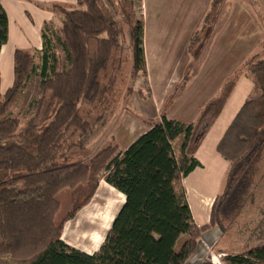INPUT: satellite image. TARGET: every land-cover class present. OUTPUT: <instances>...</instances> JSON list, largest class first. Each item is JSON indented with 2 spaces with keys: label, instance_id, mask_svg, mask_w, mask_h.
Returning <instances> with one entry per match:
<instances>
[{
  "label": "trees",
  "instance_id": "16d2710c",
  "mask_svg": "<svg viewBox=\"0 0 264 264\" xmlns=\"http://www.w3.org/2000/svg\"><path fill=\"white\" fill-rule=\"evenodd\" d=\"M136 3L77 0L75 7L61 8L59 29L49 24L42 29L40 64L35 55L15 49L13 83L5 92L0 75V264H185L202 231L217 226L225 232L253 195V177L264 156V58L259 54L245 59L243 71L233 73L195 122L185 124L162 112L160 119H143L147 130L124 150L108 145L87 162H61L81 147L77 139L112 102L126 61L125 25L130 79L147 75L145 22ZM7 41L8 17L0 3V51ZM35 73L38 87L27 111L13 114ZM244 74L253 89L217 146L229 162L224 187L210 224L197 227L181 181L201 166L195 153ZM101 178L125 201L99 249L88 254L66 244L62 234L65 223L89 204ZM64 190L70 191L72 206L58 223L57 195ZM224 261L264 264V242Z\"/></svg>",
  "mask_w": 264,
  "mask_h": 264
},
{
  "label": "rangeland",
  "instance_id": "374dc122",
  "mask_svg": "<svg viewBox=\"0 0 264 264\" xmlns=\"http://www.w3.org/2000/svg\"><path fill=\"white\" fill-rule=\"evenodd\" d=\"M223 1L137 0V12L143 15L145 22L143 50L147 75L140 73L135 79H130L132 60L125 25L123 45L126 61L112 102L92 121L90 132L77 139L81 147L73 149L61 162H87L108 145L124 150L147 129L143 119H160L162 112L185 124L195 122L205 106L219 95L233 73L237 69L243 71L242 64L247 57L255 53L264 58V40H243L247 33H240V21L232 23L230 29H227ZM243 1L247 3L249 0ZM254 1L260 3V0H250L252 6H255ZM254 21L256 20L253 19L252 22ZM59 27L60 23H57L55 28L58 30ZM26 51L36 55L33 49ZM2 66L5 67V90L11 85L13 78L10 55H6ZM38 82V73H35L14 105L13 114L23 115L27 111L28 104L37 91ZM13 175L15 173L9 172V176ZM101 184H107L103 178L89 204L78 211L75 219L65 223V227L70 230L63 239L71 247L80 249L91 241L85 239L92 236L89 234L90 225L83 220L84 217H79L86 208L97 203ZM252 186L253 195L248 196L243 214L226 224V233L234 246L239 248H252L264 242V157L257 166ZM112 191V197L109 193L105 194V198L109 197L107 203L114 202L121 208L123 196L114 188ZM57 199L60 209L56 221L59 223L71 210L70 191L60 192ZM105 203L106 199L101 200L99 205L103 206ZM118 211L119 209L115 216ZM82 230L88 234L83 233L86 236H82ZM107 232L108 230L104 238ZM78 236H82L81 239Z\"/></svg>",
  "mask_w": 264,
  "mask_h": 264
},
{
  "label": "crops",
  "instance_id": "0c3cea01",
  "mask_svg": "<svg viewBox=\"0 0 264 264\" xmlns=\"http://www.w3.org/2000/svg\"><path fill=\"white\" fill-rule=\"evenodd\" d=\"M0 3L8 17V41L1 47L0 51L1 88L2 91L5 92L13 83L12 78L11 85L3 90L5 67L3 68L2 65L5 63L6 55L11 56L12 73L14 68L15 49H22L24 51L33 49L36 53V65L40 64L42 49L41 32L44 25L49 24L56 29L55 27H57V23H60L61 25V8H73L76 6L77 0H0ZM253 4L255 6H252L250 0L247 3L243 0H224L222 5L224 22L228 23L226 27L227 29H230L232 23L235 24V22L238 23L240 21L239 23L242 24L239 26L240 33H247V36L245 39L243 38V40L252 38L264 40V0H260V3L254 1ZM236 7L238 9H236ZM253 19L256 21L252 22ZM10 44L11 47H9ZM252 89V81L247 74H244L239 79L223 110L214 120L210 130L195 153V158L201 163V166L193 170L181 181L194 223L197 227H203L210 224L213 203L217 196L222 193L225 178L229 169V162L218 153L217 146ZM168 117L172 118L170 116ZM133 142L134 141H132L131 144ZM112 190L113 188L109 187L107 184H101L100 190L97 194V203L92 204L99 206L100 201L106 199L105 205H101L100 210H103L102 208L104 207V213L108 211V215L110 214L111 218L113 217L107 230L110 229L117 210H120L118 204H115L114 202L107 203L109 197L105 198V194L109 193L112 197L114 195ZM123 198L125 201L124 196ZM246 205L247 202L244 203L238 217L243 214V210L247 207ZM65 226V232L63 231L62 234V240L64 242L65 240L63 237L64 235L67 236L70 230ZM77 228L79 229V227ZM83 233L88 234L85 230H82L81 235L86 236ZM105 233L103 235H105ZM89 234L91 235L90 232ZM82 236H78V239H81ZM230 238L231 237L228 236L226 231L222 232L217 226H209L205 228L200 235L196 252L186 261L185 264H218L217 262H213L211 259L212 255H222V257H225L228 254L236 255L251 249L234 246ZM88 239H91L89 244L83 245L79 249L88 254L96 252L104 241V237L102 236H98L97 238V240L99 239L100 241H97L94 236L87 237L86 240ZM180 239L185 240L186 236L183 235ZM66 244L71 246L69 243ZM222 257L220 261L222 264H225Z\"/></svg>",
  "mask_w": 264,
  "mask_h": 264
},
{
  "label": "bare ground",
  "instance_id": "6f19581e",
  "mask_svg": "<svg viewBox=\"0 0 264 264\" xmlns=\"http://www.w3.org/2000/svg\"><path fill=\"white\" fill-rule=\"evenodd\" d=\"M100 209H101L100 205L99 206H97L96 204L92 205V206L88 207L87 209H85L82 212V214H80V217H79V218L84 217L83 220H86V222L90 225V228H91L90 233L92 234V236L95 237L96 240H97L98 236H102L107 231L109 223H110L111 219L113 218V217L111 218L110 214L108 215V213H109L108 211L106 213H104V207L102 208L103 210H100ZM112 213H114V212H112ZM94 227H96V228H94ZM102 237H104V235Z\"/></svg>",
  "mask_w": 264,
  "mask_h": 264
},
{
  "label": "built area",
  "instance_id": "2783aa9c",
  "mask_svg": "<svg viewBox=\"0 0 264 264\" xmlns=\"http://www.w3.org/2000/svg\"><path fill=\"white\" fill-rule=\"evenodd\" d=\"M221 257H222V255H212V257H211V259L213 260V262H217L218 264H222L221 263Z\"/></svg>",
  "mask_w": 264,
  "mask_h": 264
}]
</instances>
